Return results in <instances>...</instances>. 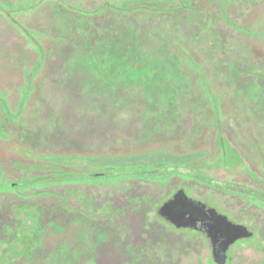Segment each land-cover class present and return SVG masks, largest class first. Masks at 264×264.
<instances>
[{
  "label": "rangeland",
  "instance_id": "rangeland-1",
  "mask_svg": "<svg viewBox=\"0 0 264 264\" xmlns=\"http://www.w3.org/2000/svg\"><path fill=\"white\" fill-rule=\"evenodd\" d=\"M0 4V264H212L156 215L180 185L264 264V0Z\"/></svg>",
  "mask_w": 264,
  "mask_h": 264
},
{
  "label": "water",
  "instance_id": "water-1",
  "mask_svg": "<svg viewBox=\"0 0 264 264\" xmlns=\"http://www.w3.org/2000/svg\"><path fill=\"white\" fill-rule=\"evenodd\" d=\"M156 210L160 217L177 228L190 227L202 231L209 239L212 260L216 264L225 263L230 245L254 236V231L246 224L235 222L203 200L189 196L184 187L175 189Z\"/></svg>",
  "mask_w": 264,
  "mask_h": 264
},
{
  "label": "flooded vegetation",
  "instance_id": "flooded-vegetation-1",
  "mask_svg": "<svg viewBox=\"0 0 264 264\" xmlns=\"http://www.w3.org/2000/svg\"><path fill=\"white\" fill-rule=\"evenodd\" d=\"M179 187H182V185H180V186H178V187H176L175 189H177V188H179ZM184 188H185V190H186V192H187V194L189 195V196H193L192 194H191V192H190V190H188L185 186H184ZM174 189V190H175ZM173 190V191H174ZM172 191V192H173ZM171 192V193H172ZM170 193V194H171ZM169 194V195H170ZM168 195V196H169ZM201 198V200H203L208 206H212V207H215L219 212H222V213H225L231 220H234L235 222H240V223H242L241 221H239V220H236V219H234L226 210H224V209H221V208H218V206L216 205V203L214 202V201H210V200H208V199H206V198H203V197H200ZM162 201H163V199H162ZM162 201H160L159 202V204L162 202ZM159 204H157L156 205V207H155V212H156V215L159 217V219L160 220H162L166 225H168L170 228H171V231L172 232H174L175 234H182V235H187V234H191V235H200V237H201V245L203 246L202 248L204 249V252H206V255H207V259L209 258V255H210V258H211V261H210V263H212V264H216L213 260H212V256H211V245H210V242H209V239L206 237V235L202 232V231H200V230H198V229H194V228H190V227H186V228H184V227H180V228H177L173 223H167L162 217H160L158 214H157V207L159 206ZM244 224H246V223H244ZM251 230H253L254 231V236L252 237V239L254 240L255 238H256V236H257V234H258V232H257V230L256 229H253L251 226H249L248 224H246ZM246 240V239H245ZM243 241V239H240V240H237L235 243H233L232 245H230V247H229V249H228V251H227V255H226V259H225V263L224 264H248V263H241V262H239V261H235V254H234V252H233V248H236V247H239L240 245H241V247L240 248H242V245L243 244H246L247 242H249V241H246L245 243L244 242H242ZM249 264H251V263H249Z\"/></svg>",
  "mask_w": 264,
  "mask_h": 264
},
{
  "label": "trees",
  "instance_id": "trees-1",
  "mask_svg": "<svg viewBox=\"0 0 264 264\" xmlns=\"http://www.w3.org/2000/svg\"><path fill=\"white\" fill-rule=\"evenodd\" d=\"M139 2V1H138ZM141 2V1H140ZM131 3H133V2H131ZM105 7H107L106 5H105ZM22 8H24V7H19V9H22ZM145 8H147V7H145ZM150 8H152V7H150ZM110 61V60H109ZM104 67V68H103ZM102 70H103V74H105L106 76H109V75H111V73H112V71H111V69H110V66H102V68H101ZM104 70H105V72H104ZM125 72L126 71H124V74H125ZM109 78V77H108ZM216 107V106H215ZM20 110V109H19ZM12 115H13V112L11 113V111L8 109V108H3L2 109V111H1V114H0V120H2L3 119V121H4V123H2V122H0V135L1 134H3L5 131V129H3V126H11V127H13V122H15V124L14 125H16V123H17V120H13V118H12ZM14 115H17V113H15ZM222 149V152L224 151V149H223V147L221 148ZM222 156L223 157H225V151L222 153ZM57 169H59V168H57ZM56 170V169H55ZM61 172V171H60ZM58 178H69V179H72L73 177H72V175H70V174H67V173H58L57 175H56ZM35 182H38L39 180H37V178L36 179H33ZM20 183H18V182H15V183H13V184H11L12 186H19V184H24L25 182L27 183V182H29V181H19ZM27 236H23V237H20V239H21V242L22 243H25L26 244V251H30V253H32V249H35L36 250V243H29L28 241H27V238H26ZM32 241V240H31Z\"/></svg>",
  "mask_w": 264,
  "mask_h": 264
},
{
  "label": "crops",
  "instance_id": "crops-1",
  "mask_svg": "<svg viewBox=\"0 0 264 264\" xmlns=\"http://www.w3.org/2000/svg\"><path fill=\"white\" fill-rule=\"evenodd\" d=\"M1 4H3V3H1ZM0 4V5H1ZM1 6H3V5H1ZM9 8V7H8ZM9 11L10 12H8V15L11 17H13V8H9ZM2 14V13H1ZM3 16H4V14H2ZM5 17V16H4ZM6 18V17H5ZM7 19V18H6ZM8 20V19H7ZM12 24H13V21L10 19L9 20ZM3 75H0V77H2ZM7 77V76H6ZM6 77H4L6 80H5V82H7V78ZM12 78L13 77H9V79L8 80H12ZM1 79V78H0ZM3 79V78H2ZM1 94H3L2 96H3V99L2 100H0V114H1V111H2V109L3 108H8L9 110H11L12 108H13V106H11L10 105V103H9V101L8 100H5V92H2ZM8 99V98H7ZM13 110V109H12Z\"/></svg>",
  "mask_w": 264,
  "mask_h": 264
}]
</instances>
